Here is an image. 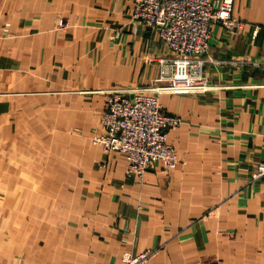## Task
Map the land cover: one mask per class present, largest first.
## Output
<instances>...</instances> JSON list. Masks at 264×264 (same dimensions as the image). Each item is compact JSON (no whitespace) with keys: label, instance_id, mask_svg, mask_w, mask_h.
<instances>
[{"label":"crops","instance_id":"0c3cea01","mask_svg":"<svg viewBox=\"0 0 264 264\" xmlns=\"http://www.w3.org/2000/svg\"><path fill=\"white\" fill-rule=\"evenodd\" d=\"M232 5L242 27L211 28L209 89L159 95L181 119L167 132L180 163L155 162L137 181L91 136L107 91L155 84L159 59L171 56L157 33L134 31L130 0H0V116H53L78 149L75 184L44 229L53 234L15 245L1 221L0 264H122L159 246L147 264H264L262 192L251 181L264 158V0Z\"/></svg>","mask_w":264,"mask_h":264},{"label":"built area","instance_id":"2783aa9c","mask_svg":"<svg viewBox=\"0 0 264 264\" xmlns=\"http://www.w3.org/2000/svg\"><path fill=\"white\" fill-rule=\"evenodd\" d=\"M128 22L154 30L171 56L159 59V74L145 90L111 89L105 109L91 136L102 152L119 153L124 159V177L142 181L155 162L165 171L174 169L180 159L167 141V132L178 128L181 119L166 113L159 102L161 93L187 94L209 89L203 76L205 54L213 25L234 30L242 27L232 16V0H130ZM234 63V62H233ZM101 168L105 163L100 164ZM251 181L259 182L264 206V158ZM160 246L138 253H126L122 264H147L160 252Z\"/></svg>","mask_w":264,"mask_h":264},{"label":"rangeland","instance_id":"374dc122","mask_svg":"<svg viewBox=\"0 0 264 264\" xmlns=\"http://www.w3.org/2000/svg\"><path fill=\"white\" fill-rule=\"evenodd\" d=\"M0 124L6 127L0 141L8 148L7 167L0 171V223L11 221L15 245L38 242L43 231L53 234L44 229L75 184L78 149L71 137L56 132L53 116H0ZM36 248L31 244L32 251Z\"/></svg>","mask_w":264,"mask_h":264}]
</instances>
